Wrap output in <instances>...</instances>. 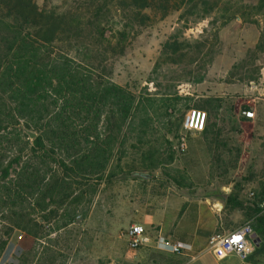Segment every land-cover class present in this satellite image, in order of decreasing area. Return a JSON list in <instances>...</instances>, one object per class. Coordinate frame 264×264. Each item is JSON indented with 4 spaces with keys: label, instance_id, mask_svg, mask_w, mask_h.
<instances>
[{
    "label": "rangeland",
    "instance_id": "1",
    "mask_svg": "<svg viewBox=\"0 0 264 264\" xmlns=\"http://www.w3.org/2000/svg\"><path fill=\"white\" fill-rule=\"evenodd\" d=\"M33 1L55 14L87 12L88 0ZM146 1L141 23L128 12L111 11V28L124 32L125 39L123 52L107 57L104 69L112 83L143 97L146 121L130 128L141 127L144 135L138 139L137 132H126L122 172L115 169L116 157V177L78 187L74 195L84 192L81 201L72 205L71 198L61 207L60 216L64 208L76 212L70 225L54 231L60 220L52 219L33 238L0 217V264H149L126 257L131 252L122 236L145 199L151 203L168 188L217 190L211 196L230 190L247 208L264 190V0ZM73 48L70 54L76 56ZM208 100L220 106L212 119L215 146L210 136L206 140L181 128L190 110L203 111L208 118L198 107ZM229 107L235 121L231 126ZM245 110L254 112L253 120L244 118ZM180 136L185 137L184 151L177 147ZM132 169L149 179L130 176ZM145 187L153 191L141 194ZM38 217L31 213L29 219L36 222ZM247 219L254 222L253 216Z\"/></svg>",
    "mask_w": 264,
    "mask_h": 264
},
{
    "label": "trees",
    "instance_id": "2",
    "mask_svg": "<svg viewBox=\"0 0 264 264\" xmlns=\"http://www.w3.org/2000/svg\"><path fill=\"white\" fill-rule=\"evenodd\" d=\"M147 4L88 0L86 13L66 16L40 10L33 0H0V217L12 227L37 238L42 223L52 219L60 220L54 231L70 225L76 212L64 208L60 216L59 211L71 198L72 205L81 201L84 192L74 195L75 191L116 177L112 170L116 157L115 169L122 172L126 132L135 131L141 139L144 130L130 125L139 121L143 126L147 112L142 96L104 74L107 57L122 53L125 39L124 32H113L111 11L128 12L141 23ZM73 47L76 56L70 54ZM78 49L84 51L82 58ZM91 54L98 57L92 59ZM208 101L198 106L208 114L201 135L206 140L210 136V145L215 146L214 116L220 106ZM227 119L230 126L235 124L231 107ZM133 169L129 175L139 177L141 173ZM261 194L245 211L253 216L254 232L264 243ZM48 202L57 208L48 211ZM225 202L243 207L233 191ZM31 213L39 215L36 222L29 219Z\"/></svg>",
    "mask_w": 264,
    "mask_h": 264
},
{
    "label": "crops",
    "instance_id": "3",
    "mask_svg": "<svg viewBox=\"0 0 264 264\" xmlns=\"http://www.w3.org/2000/svg\"><path fill=\"white\" fill-rule=\"evenodd\" d=\"M152 188H144L141 194L148 195ZM168 188L162 190L161 198L145 199V205H138L132 214L133 224L141 225L152 238L158 232L170 243H188L192 252L188 256H178L144 248L126 257L149 264H264V243L254 232L253 221H248L245 204L242 208L233 207L224 200L216 198L217 190ZM230 190L224 195H229ZM159 194V190H158ZM156 195V194H155ZM249 206V205H248ZM245 223H250L252 235L248 238L252 254L245 260L235 255L224 254L217 249L208 248V240L214 234H226ZM134 260V261H135Z\"/></svg>",
    "mask_w": 264,
    "mask_h": 264
},
{
    "label": "built area",
    "instance_id": "4",
    "mask_svg": "<svg viewBox=\"0 0 264 264\" xmlns=\"http://www.w3.org/2000/svg\"><path fill=\"white\" fill-rule=\"evenodd\" d=\"M246 120L254 119V112L245 110L242 112ZM206 113L200 110H190L182 120V131L187 134L201 133L206 126ZM178 149L186 150L185 137L180 136L178 139ZM250 200H253L254 193L248 195ZM259 208L264 212V190L262 191L258 202ZM252 227L250 223H245L242 226L226 233L214 234L208 240L209 249H217L224 254H232L239 259L245 261L252 254V245L248 238L252 235ZM125 239L126 247L129 252L135 253L144 248H152L159 252H165L178 256H188L192 252V247L188 243H170L162 233L158 232L154 238L150 236L145 229L139 224H131L122 233Z\"/></svg>",
    "mask_w": 264,
    "mask_h": 264
},
{
    "label": "water",
    "instance_id": "5",
    "mask_svg": "<svg viewBox=\"0 0 264 264\" xmlns=\"http://www.w3.org/2000/svg\"><path fill=\"white\" fill-rule=\"evenodd\" d=\"M27 133V135L29 136V138L32 140L33 138H34V134L33 133H31V132H26ZM138 176L140 177V178H143V179H149V175H147V174H138ZM216 197L218 198V199H221V200H224L225 198H226V195H224V194H217L216 195Z\"/></svg>",
    "mask_w": 264,
    "mask_h": 264
}]
</instances>
